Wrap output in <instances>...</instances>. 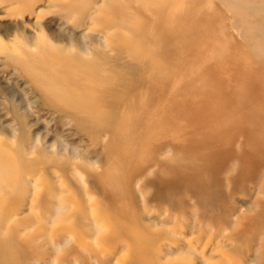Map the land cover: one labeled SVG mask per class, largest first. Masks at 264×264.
<instances>
[{
    "label": "bare ground",
    "instance_id": "obj_1",
    "mask_svg": "<svg viewBox=\"0 0 264 264\" xmlns=\"http://www.w3.org/2000/svg\"><path fill=\"white\" fill-rule=\"evenodd\" d=\"M47 4L0 55L69 144L2 116L0 264H264V0Z\"/></svg>",
    "mask_w": 264,
    "mask_h": 264
},
{
    "label": "rangeland",
    "instance_id": "obj_2",
    "mask_svg": "<svg viewBox=\"0 0 264 264\" xmlns=\"http://www.w3.org/2000/svg\"><path fill=\"white\" fill-rule=\"evenodd\" d=\"M48 1L43 0L39 4V8L42 9V17L36 19L35 17L28 18L29 14H27L28 12L24 6L8 12L5 8L6 4L0 0V47L9 46L14 43L19 44V40H22L25 36L38 32H44L47 35L53 36L62 34L64 32L63 25H59V22H61V18L63 19L64 14L47 8ZM17 77L18 73L12 71L10 61L8 59L3 60L0 55V130L2 131L4 125L2 116L8 113L18 119H24L29 129L32 130L31 132L36 134V138L38 137L39 143L45 141L52 142L54 146L59 144L66 146L68 141L64 135H60L62 133L60 128L53 124L54 128L51 123H48L49 120L40 113V109L43 106L41 100H37L31 94H27L25 90L23 91L22 86L17 82ZM31 99L33 100L31 101ZM206 243L207 239L204 238L197 247L201 250L206 246ZM180 256L188 259L190 262L198 260L195 257L196 255L185 257L182 254Z\"/></svg>",
    "mask_w": 264,
    "mask_h": 264
}]
</instances>
